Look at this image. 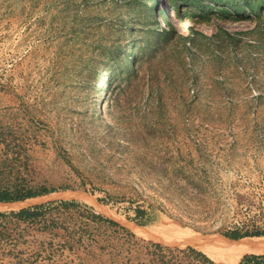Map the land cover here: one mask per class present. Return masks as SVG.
<instances>
[{"label": "rangeland", "instance_id": "rangeland-1", "mask_svg": "<svg viewBox=\"0 0 264 264\" xmlns=\"http://www.w3.org/2000/svg\"><path fill=\"white\" fill-rule=\"evenodd\" d=\"M0 184L56 189L0 203V264L264 254L225 235L264 231V0H0Z\"/></svg>", "mask_w": 264, "mask_h": 264}, {"label": "trees", "instance_id": "trees-1", "mask_svg": "<svg viewBox=\"0 0 264 264\" xmlns=\"http://www.w3.org/2000/svg\"><path fill=\"white\" fill-rule=\"evenodd\" d=\"M164 10H165L164 20L168 26L164 29V34H163L164 38H166V37H169L170 34H173V31L170 30V28H174L175 25L172 24L169 16L167 15V10L166 9H164ZM170 10L177 17H186L187 18V16L179 13V11H176L174 9H170ZM154 21H156V20L153 19L152 13H150V12L146 13V18H145V22H144V26L146 27L145 29L148 30L154 37H156V36H159L161 34L158 33L157 27L154 26ZM177 28H178V26H177ZM57 75H58L57 70H54V73L52 74L49 83H53L54 85L59 83V79L57 78ZM108 80H110L109 77H108ZM54 191H56L55 188H48L45 186H42L39 189H33V188L26 189V188H19V187L14 188L13 186H10V185L0 184V203H12V202H17V201H24V200L29 199V198H35L38 196L50 194ZM51 204H53V203L42 204V205H37L34 207L23 208V209H20L19 211H13L12 216L20 222L21 221L22 222H28L31 220H36V219H39L42 215H44L46 209ZM66 205H68V203H65V206ZM73 205H74V203H73ZM135 211H136L137 217L144 216V214H145V210L141 206H138L135 209ZM5 216H6L5 213L0 212V219L4 218ZM95 218L96 219L98 218L99 220L106 221L112 225H119L118 222H116L113 219H110L106 216H103V215H99V216L95 215ZM133 220L136 221V219H133ZM225 235L227 237L231 238V239H227L229 241H238L237 239H241V238L248 237V236H264V231H255L252 233H249V232L242 233V232L235 230L232 232L225 233ZM232 239H235V240H232ZM178 243L185 245V242L183 239H179V240L172 242L170 244H178ZM175 251L176 250L164 247L161 244H155L152 252L155 256L161 257V259H160L161 264H175L172 260L165 259V256H168V253H169V255L174 257ZM179 252H181L187 256H191L193 253L197 252V254L201 258H203L204 260H206L210 264H216L212 259H210L202 251H196L195 249H191L189 251H180L179 250ZM238 264H264V254H247L241 259V261Z\"/></svg>", "mask_w": 264, "mask_h": 264}, {"label": "bare ground", "instance_id": "bare-ground-1", "mask_svg": "<svg viewBox=\"0 0 264 264\" xmlns=\"http://www.w3.org/2000/svg\"><path fill=\"white\" fill-rule=\"evenodd\" d=\"M174 15L172 14L171 17L177 18V17H174ZM177 22H178V25H179L181 32H187L189 30V20L186 17H180ZM95 102H96V106H98V107L102 106V104H103V91H102L101 95H98V92H97L96 97H95ZM231 251H232L231 253L233 255L237 254V250H234V248H232ZM223 261L226 262V260H223Z\"/></svg>", "mask_w": 264, "mask_h": 264}, {"label": "crops", "instance_id": "crops-1", "mask_svg": "<svg viewBox=\"0 0 264 264\" xmlns=\"http://www.w3.org/2000/svg\"><path fill=\"white\" fill-rule=\"evenodd\" d=\"M46 195H47V194H46ZM42 196H44V195H42ZM39 197H41V196H38V197H35V198L37 199V198H39ZM35 198H29V199H35ZM17 202H19V203H23L24 201H21V202H20V201H17Z\"/></svg>", "mask_w": 264, "mask_h": 264}, {"label": "water", "instance_id": "water-1", "mask_svg": "<svg viewBox=\"0 0 264 264\" xmlns=\"http://www.w3.org/2000/svg\"><path fill=\"white\" fill-rule=\"evenodd\" d=\"M173 13L170 11V16L169 17H171V15H172ZM231 239V238H230ZM232 240H235V239H232ZM238 240V239H237Z\"/></svg>", "mask_w": 264, "mask_h": 264}]
</instances>
